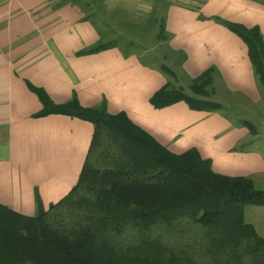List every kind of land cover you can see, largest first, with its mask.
Returning <instances> with one entry per match:
<instances>
[{"label": "crops", "instance_id": "0c3cea01", "mask_svg": "<svg viewBox=\"0 0 264 264\" xmlns=\"http://www.w3.org/2000/svg\"><path fill=\"white\" fill-rule=\"evenodd\" d=\"M99 13L106 24L97 23ZM224 22L257 28L264 42V0H0V205L33 216L64 197L82 170L93 123L40 115L38 91L55 106L104 102L172 153L195 148L213 172L264 189V114H251L263 119L259 126L243 119L264 112V85L246 43ZM104 30L135 38L141 49L113 43L82 54L108 42ZM166 87L222 108H192L184 98L154 105ZM251 207L243 216L264 236V206Z\"/></svg>", "mask_w": 264, "mask_h": 264}, {"label": "trees", "instance_id": "16d2710c", "mask_svg": "<svg viewBox=\"0 0 264 264\" xmlns=\"http://www.w3.org/2000/svg\"><path fill=\"white\" fill-rule=\"evenodd\" d=\"M224 24L246 43L264 85L259 30ZM110 35L82 54L111 47ZM37 93L40 115L91 121L93 136L77 183L59 201L33 216L0 205V264H264V236L243 216L248 205L264 206V189L250 178L213 172L195 148L172 153L124 113L109 114L104 102L94 109L76 99L55 106ZM183 98L192 108H222L167 87L152 103Z\"/></svg>", "mask_w": 264, "mask_h": 264}, {"label": "rangeland", "instance_id": "374dc122", "mask_svg": "<svg viewBox=\"0 0 264 264\" xmlns=\"http://www.w3.org/2000/svg\"><path fill=\"white\" fill-rule=\"evenodd\" d=\"M102 16V17H101ZM98 17L100 18L98 21H97V23L98 24H101V22H103V23H107L108 21L106 20L107 18H109L108 17V15H106V14H101V13H99V15H98ZM110 23V22H109ZM157 24H160V22H157ZM114 29H117L116 28V26L114 27ZM114 32H110V31H106V30H104V34H107V33H111V35H112V33H113V37H114V43H118V44H121V45H123L124 46V48L126 49V50H128V51H136V52H139V51H137V50H140L141 48H140V45L137 43V42H133V40L134 41H136L135 39H133V37H131V36H124V35H120L119 36V34H120V32L118 33V32H116L115 30H113ZM126 33H127V31H126ZM110 35V36H111ZM111 36V37H112ZM130 38H132L131 40H130ZM131 42V44H129V43ZM161 47V46H160ZM152 49V48H151ZM155 50V48L153 49V51ZM161 53L160 54H162L163 53V51L161 50V48L160 49H158ZM154 53V52H153ZM148 59V58H147ZM229 101H232V100H230V99H227L226 98V100H225V104L224 105H226L227 106V104H230V102ZM230 109V108H229ZM239 109H237L236 111H238ZM262 109H260V108H258V110L257 109H255V110H249L248 112H247V114H246V116H244V118L243 119H247V120H249L250 122H252L255 126H259V125H261L262 124V118L261 119H257V117H255V116H252L251 114H259V113H261V114H264V112L263 111H261ZM225 111H231V109L230 110H225ZM240 111V110H239ZM245 111L246 110H244L243 112H241V113H244L245 114ZM241 113H239V112H237V113H234L233 112V114H234V117H235V119L236 120H239V115L241 114ZM250 208H253V207H251V205H248V206H246L245 208H244V212H245V210H246V216H247V219H248V215H249V209ZM256 208V207H255ZM254 208V210H256V212H257V214L261 217V218H263V215H262V211H260L261 209H255ZM258 210V211H257ZM245 220H246V218H245Z\"/></svg>", "mask_w": 264, "mask_h": 264}]
</instances>
